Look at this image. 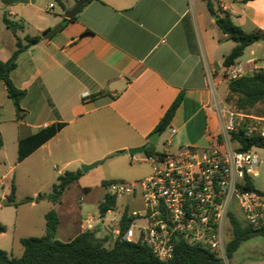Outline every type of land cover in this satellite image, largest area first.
I'll use <instances>...</instances> for the list:
<instances>
[{"label":"crops","instance_id":"obj_1","mask_svg":"<svg viewBox=\"0 0 264 264\" xmlns=\"http://www.w3.org/2000/svg\"><path fill=\"white\" fill-rule=\"evenodd\" d=\"M62 2L64 7L54 0H0L2 62L16 50L17 39L24 45L25 36L41 37L19 53L10 74L14 86L25 91L20 120L0 82L2 162L6 140L16 149L15 162L8 165L0 183L13 173L16 184L23 174L28 182L53 185L64 172L81 171V165L116 155L128 157L127 149L150 144L148 137L179 94L182 101L168 128L152 145L154 152L165 147V139L170 142L169 150L205 148L220 133L214 108L206 106H213L216 100L233 106L227 100V70L239 67L245 75L264 70V40L247 46L230 67L222 65L235 42L220 32L217 15H210L206 6L210 2L218 15L229 13L233 24L246 33L264 32V0H92L74 20L44 38L46 31L59 27L76 3ZM4 17L22 29L13 33ZM261 106L264 103L256 108ZM250 115L264 118V112ZM57 123L63 124L60 131L17 161L21 138ZM172 129L175 133L171 135ZM81 189L84 193L90 190ZM7 195L2 193L0 200ZM51 208L59 219L58 240L68 242L82 232L83 220L70 219L64 232L69 237L59 239L62 219L57 203ZM236 219L244 224L238 215ZM72 223H77L73 230ZM95 232L98 236L99 231ZM236 253L231 264H264V250L241 257Z\"/></svg>","mask_w":264,"mask_h":264},{"label":"built area","instance_id":"obj_2","mask_svg":"<svg viewBox=\"0 0 264 264\" xmlns=\"http://www.w3.org/2000/svg\"><path fill=\"white\" fill-rule=\"evenodd\" d=\"M243 75L239 67L227 70L228 80ZM206 108L216 112L219 135L205 148L185 146L170 151L166 141L161 151L143 157L131 155L132 161L147 163L150 173L140 180L106 184V194L116 203L96 219L92 215L83 219L82 232H95L101 226L111 244H143L160 261L173 257L175 242L181 238L213 252L225 264L230 215L237 218L239 211L245 225L264 230V192L243 189L248 180L258 176L260 158L255 147L238 151L239 143L232 139L239 132L264 138V118L223 101L216 100ZM174 133L172 129L170 134ZM124 197L139 198L140 209L131 210L127 203L119 209L117 199ZM124 215L130 222L121 231Z\"/></svg>","mask_w":264,"mask_h":264},{"label":"trees","instance_id":"obj_3","mask_svg":"<svg viewBox=\"0 0 264 264\" xmlns=\"http://www.w3.org/2000/svg\"><path fill=\"white\" fill-rule=\"evenodd\" d=\"M60 7L63 6L62 0H54ZM77 1V0H75ZM92 0H86L83 7ZM243 2L250 0H242ZM210 15H217L215 24L220 32L227 39L235 42V46L230 53L224 57L222 65L230 67L234 61L239 58L244 49L254 42L264 40V32L257 30L252 33L244 32L239 26L231 21L227 12H220V15L214 11L210 2L206 3ZM63 18L58 30H61L68 22L75 19ZM6 26L15 33L22 29V26L16 22L9 21L4 17ZM47 32V31H46ZM40 36H25L23 45L19 39L16 42V50L6 62L0 60V82H3L6 88L7 96L11 100L17 120H20L24 110L20 108V101L25 95V91L16 88L10 78L11 72L16 68V58L27 46L37 43ZM227 100L233 106L248 114L255 113L256 106L264 103V70L259 69L250 74L243 75L236 79H230L227 84ZM182 101V94H179L153 130L162 134L169 126L177 108ZM63 124L57 123L44 127L34 134L21 138L17 144V161L20 162L47 140L52 138ZM232 139L239 143L238 151H247L252 147L264 148V138L259 136L246 137L242 132L234 134ZM2 140L0 139V148ZM123 153V151L117 152ZM154 153V147L147 144L144 149L145 155ZM82 175L81 171H66L59 175L56 182L52 185L51 192L48 194H38L36 198L26 197L21 203H35L39 200H48L52 203H58L61 196L69 184L78 180ZM105 184V183H104ZM244 190H254L259 192L251 181H247L243 187ZM15 185L10 186V193L5 197L9 204L17 206L14 202ZM116 203L114 197L105 194L103 200L98 205L100 215H104L108 209ZM45 228L44 234L40 237H26L20 239L23 251L20 257H10L0 249V264H224L213 252L188 244L183 239H177L173 257L167 261L156 259L151 250L140 243H129L125 241H116L113 244L108 242L107 238L99 239L95 232H81L68 242H62L55 238L56 229L59 223L56 212L51 209L44 215ZM130 219L124 215L121 221V231H124L129 225ZM231 237L227 242L225 254L229 260L236 252L239 246L255 237H264V230H253L244 225L234 216L230 215ZM6 231L5 225L0 223V234ZM111 244L106 247L104 244Z\"/></svg>","mask_w":264,"mask_h":264},{"label":"rangeland","instance_id":"obj_4","mask_svg":"<svg viewBox=\"0 0 264 264\" xmlns=\"http://www.w3.org/2000/svg\"><path fill=\"white\" fill-rule=\"evenodd\" d=\"M219 90L222 92L223 87L220 86ZM255 111L264 112V106L257 107ZM165 141L168 140L165 139ZM156 148L160 149L159 145ZM170 151H174V149H170ZM255 151L261 163L258 168V176L253 178L252 183L258 191L264 192V148H256ZM134 155L143 157V153ZM2 157L3 155L0 154V178L6 173L8 165H12L16 159V149L12 141L6 140L4 162H2ZM128 157L116 155L104 159L91 170L82 173L80 178L65 191L61 201L57 203V210L62 219L57 236L59 239L64 240L66 239L65 237H69V234L67 236L64 234L65 222L67 220L75 218L77 222H80L88 215H92L95 219L97 218L99 213L98 205L103 200V196L107 191L106 184L114 181L131 182L140 180L150 173V167L147 163L131 161L130 155ZM22 169L23 166L18 167L17 172ZM12 179L13 173H10L7 175V179H4L0 183V196L2 193L9 194L11 183H14L16 188L14 202L18 203L17 206L8 204L0 207V223H3L7 228L6 233L0 236V249L6 251L11 257H19L23 251L19 239L42 236L45 228L44 214L53 209L51 208L53 203L45 199L33 204L21 203V201L26 197L36 198L38 194H48L51 192L52 182H28L23 177V174L18 184L15 181L12 182ZM84 186L90 189L88 193L82 191L81 188ZM126 203L129 204L131 210H139L141 207L139 198L136 200L127 197L117 199L119 209ZM237 215L239 218L242 217L239 211ZM76 225L77 223H72L71 229L73 230ZM97 230L99 231L97 238H107L109 240L105 229L103 230L101 227H98ZM226 232V240L229 241L231 237V226L229 224L226 226ZM104 245L106 247L111 246L108 243ZM249 246H257L258 248L250 249ZM262 248H264V237L255 236L253 240L245 241L240 245L239 249L236 250V256L241 257L247 254H257L264 250ZM225 264H231L230 259Z\"/></svg>","mask_w":264,"mask_h":264},{"label":"water","instance_id":"obj_5","mask_svg":"<svg viewBox=\"0 0 264 264\" xmlns=\"http://www.w3.org/2000/svg\"><path fill=\"white\" fill-rule=\"evenodd\" d=\"M85 3H86V0H77L75 5L73 6V8H71L69 11H67L65 13V18L71 19L72 17L76 16ZM214 18H216V16H214ZM57 30H58V27H55V28L49 30L48 32H46L45 34H43L42 36L44 38H49ZM159 135H160L159 132L152 133L148 137V143H150L151 145H156ZM144 149H145V146H140V147H136V148H129V149H127V153L129 155L144 153ZM98 164H99V162H94V163L88 164V165H81L80 170L83 173H85V172L91 170L92 168H94ZM8 204H9V200H7L6 198L0 200V205H8Z\"/></svg>","mask_w":264,"mask_h":264}]
</instances>
